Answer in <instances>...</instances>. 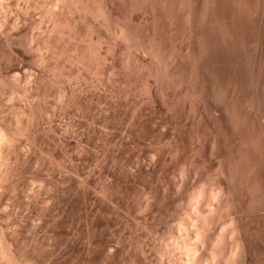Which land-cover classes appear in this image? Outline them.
I'll return each mask as SVG.
<instances>
[{
	"label": "bare ground",
	"instance_id": "6f19581e",
	"mask_svg": "<svg viewBox=\"0 0 264 264\" xmlns=\"http://www.w3.org/2000/svg\"><path fill=\"white\" fill-rule=\"evenodd\" d=\"M225 1L0 0V264H264V90L199 64L211 24L241 35L248 1L229 22ZM127 74L145 98L126 148ZM32 218L44 237L24 234Z\"/></svg>",
	"mask_w": 264,
	"mask_h": 264
},
{
	"label": "rangeland",
	"instance_id": "374dc122",
	"mask_svg": "<svg viewBox=\"0 0 264 264\" xmlns=\"http://www.w3.org/2000/svg\"><path fill=\"white\" fill-rule=\"evenodd\" d=\"M136 1V0H135ZM138 2L136 3L137 5H138V3H139V0H137ZM140 1H142V0H140ZM225 1V0H224ZM228 2H226L225 1V6L223 5V8H224V13H225V11L227 12V14H228V16H226V17H228V22L230 21L229 20V17L231 16V14H233V13H231V11H233V6H232V8H231V6H230V1L229 0H227ZM243 1H246V0H243ZM248 2H246V3H243L242 4V8H244L243 7V5L245 4L246 6H245V10L244 9H242V10H240V11H242V12H240V11H238V12H240V15H239V19L237 18L236 19V21L237 20H239V22H236L237 23V26H238V29H239V32L237 33V35L240 33L241 35H239L238 37H235V38H231L228 34H226L227 36L226 37H224V38H222V37H217V36H219V35H217L218 34V32H217V29H215V28H213V27H215V26H213V24H211V26L210 27H208V25L206 24V26L209 28H207V27H205V25H204V32L203 33H205L206 31L207 32H210V34L209 33H205V38H202V39H204V41H203V44H204V46L202 47V50H200V55H199V57H201V60H199L200 62H199V64L200 65H204L203 66V69H204V74H206L205 76L206 77H211V74H216L217 72V69L216 68H218V66H219V62L220 63H222V64H220V66H221V68H223V72H224V82L226 83L227 81L229 82V81H231V82H229V83H232V82H236V81H238V82H236L237 84V87L239 88V90L241 91V92H243V93H248V92H252V91H254L255 89H257V90H264V0H247ZM142 2H140L139 4H141ZM228 4H229V7H228ZM259 4V5H258ZM129 4L127 3V19H128V16H130V13H129V6H128ZM261 5V6H260ZM259 6V7H258ZM139 7H142L141 5H139ZM226 8V9H225ZM231 10V11H230ZM238 12H237V15H238ZM128 13H129V15H128ZM138 14L137 12H134V16L132 15V17L134 18L135 16H137L136 14ZM234 15H236V14H234ZM162 17V16H161ZM232 17V16H231ZM230 17V18H231ZM236 18V17H235ZM163 19V18H162ZM162 19L160 18V19H157L159 22H161L159 25H160V28H159V25H158V31L157 32H159L158 34H163V35H166L167 37V39H165L164 37L165 36H161L162 38H163V40H165L164 42H168V40H169V42H170V40H171V38L170 39H168V34H166L167 33V31H165V28L164 27H166V26H163L164 24H165V22L164 23H162L163 21H165V20H163L162 21ZM227 20V19H226ZM253 21H254V23H253ZM158 22V23H159ZM228 22H227V24H228ZM262 23V24H261ZM161 24H162V26H163V28H162V26H161ZM216 25V24H215ZM229 25V24H228ZM257 25V26H256ZM143 28V29H142ZM142 28H140V29H142L143 31H144V27H142ZM208 30H207V29ZM227 28V27H226ZM162 31H161V30ZM205 29H206V31H205ZM34 30V29H33ZM181 30V29H180ZM179 30V31H180ZM216 30V31H215ZM230 29H228V30H226V32L228 31V32H230L229 31ZM242 30V31H241ZM149 31V30H148ZM242 32V33H241ZM177 34H179V32H177ZM176 34V35H177ZM207 34V35H206ZM216 35V36H215ZM204 36V35H203ZM214 36V37H213ZM242 36V37H241ZM251 36H252V39H251ZM225 41H223L222 39ZM228 38H230V39H228ZM219 39L221 40L220 42H219ZM249 39V40H248ZM211 40H212V42L215 40V42H213L212 44H210L211 43ZM238 41H240L239 43H237ZM260 41V42H259ZM168 42V43H169ZM209 42V43H208ZM216 43V44H215ZM256 43V44H255ZM219 44H222V45H219ZM237 44V45H236ZM242 44V45H241ZM211 45V46H210ZM246 45V46H245ZM239 48H238V47ZM213 49H212V48ZM223 47H225V48H223ZM263 47V48H262ZM211 48V49H210ZM206 49H207V51H206ZM224 49H225V51H224ZM253 49V50H252ZM259 49H260V52H259ZM211 50V51H210ZM227 50V51H226ZM257 50V51H256ZM262 50V51H261ZM201 51L203 52L202 54H201ZM209 51V52H208ZM243 51V52H242ZM205 52V53H204ZM213 52V53H212ZM224 52V53H223ZM254 52V53H253ZM256 52H258V53H256ZM258 54V55H257ZM203 55V56H202ZM210 55V56H209ZM263 57V58H262ZM211 58V59H210ZM200 59V58H199ZM250 59V60H249ZM239 60V61H238ZM253 60V61H252ZM228 61V62H227ZM236 61V62H235ZM130 62V61H129ZM211 62V63H210ZM263 62V63H262ZM226 63V64H225ZM232 65H231V64ZM207 64H208V66H207ZM213 64V65H212ZM225 64V65H224ZM240 64V65H239ZM244 64V65H243ZM250 64V65H249ZM253 64V65H252ZM212 65V66H211ZM239 65V66H238ZM242 65V66H241ZM246 65V66H245ZM249 65V66H248ZM255 66V67H254ZM259 66V67H258ZM246 67V68H245ZM238 69V70H237ZM209 70V71H208ZM208 71V72H207ZM213 71L215 72V73H213ZM206 72V73H205ZM212 72V73H211ZM240 72V73H239ZM208 73V74H207ZM211 73V74H210ZM229 75H228V74ZM250 73V74H249ZM260 73V74H259ZM129 74V73H128ZM127 74V78H129V80H132V79H134L135 78V74L133 75H131V76H129ZM234 74H236V75H234ZM208 75V76H207ZM243 76H245V77H243ZM260 76V77H259ZM263 76V77H262ZM132 79H131V78ZM261 78V79H260ZM235 80V81H232V80ZM252 79V80H251ZM138 80V81H137ZM133 81V80H132ZM134 83H136L135 85H133L132 83V85L133 86H135L134 88H135V90H132V93H129V94H127V101L125 102V100H123L121 103L119 102V101H121L120 100V98L121 97H119L118 98V96H116V95H114V96H116V97H114V96H111L110 98H112V101H116V103H120V106H118L119 107V109L120 110H122V114L120 113V115H118L117 117V119L114 121L115 122V124H116V126L117 127H115L114 129L112 128L111 129V131H112V135H113V133H114V141H117V143L120 141V140H124V138L126 139V141H127V143H126V148L129 146H132L133 145V142L132 141H135V140H133L134 138V135H130L129 134V132L131 131V130H133L132 128H131V125H130V123H129V120H128V118H127V111L129 110V108H131V106H133V104H135V103H137V102H139V104H142V106L144 105V98L145 97H143L144 96V88L142 87V85H141V81L139 82V78L137 79V78H135V80L133 81ZM227 82V83H228ZM138 83V84H137ZM224 83V84H225ZM140 84V85H139ZM137 85V86H136ZM139 85V86H138ZM228 85V84H227ZM246 85V86H245ZM257 85V86H256ZM249 86V87H248ZM256 86V87H255ZM141 89H140V88ZM260 87V88H259ZM99 88V87H98ZM100 89V88H99ZM99 89H97L98 91H100ZM143 92H142V91ZM134 91V92H133ZM261 92H263V91H261ZM128 93V92H127ZM264 93V92H263ZM132 94V95H131ZM135 94V95H134ZM142 96H141V95ZM130 96V97H129ZM133 96H135V97H133ZM137 97V98H136ZM141 97H143L142 99H141ZM139 101H138V100ZM135 100L137 101V102H135ZM118 101V102H117ZM129 101V102H128ZM141 101H143L142 103H141ZM135 102V103H134ZM98 104V105H97ZM117 105V104H116ZM119 105V104H118ZM96 108V109H95ZM95 108L92 110L93 111V113H100V111L99 110H101V103H97L96 102V106H95ZM122 108V109H121ZM124 108V109H123ZM128 108V109H127ZM125 110V111H124ZM124 120H123V119ZM181 119V117H177V121H179L180 119ZM118 119H119V121H118ZM181 122V121H180ZM188 123V122H187ZM121 124V125H120ZM189 125H190V122L188 123ZM187 124V126L188 127H186V129L187 128H189V125ZM181 125V124H180ZM178 126H179V124H178ZM163 129H164V131L165 130H167L166 132L167 133H169V134H167L166 132V135H170L171 133L170 132H173V130L174 129H171V127L170 126H164V127H162ZM166 128H169L170 130H168V129H166ZM142 129H144V132H145V129H147L146 127H144V128H142ZM162 129V130H163ZM129 131V132H128ZM141 131L143 132V130H139V129H137L136 130V136H138V133L140 134L141 133ZM147 132H145V134L147 133L149 136L150 135H152V136H150V137H147L146 135H144L143 136V134H144V132L142 133V135L140 134V136H138V139L139 140H142L141 141V145L143 144L142 142L144 141V144L142 145V146H144V145H147V146H149L153 141H155L154 140V138L156 137H159V135L157 136V134L156 133H154V134H156V136L154 137L153 135L154 134H150V133H152V132H150V130L148 129V130H146ZM169 131V132H168ZM189 132V131H188ZM125 133H127L126 135H125ZM164 133V134H165ZM116 135V136H115ZM122 135V136H121ZM124 135V136H123ZM131 136V138H130V136ZM127 136V137H126ZM116 137V138H115ZM120 137H122V139L120 138ZM143 137V138H142ZM146 137H147V139H146ZM153 137V140L151 139V141L148 139V138H152ZM141 138V139H140ZM155 138V139H156ZM120 139V140H119ZM130 139H131V141H130ZM145 139V140H144ZM119 140V141H118ZM146 140H148L147 142H146ZM149 141L151 142V143H149ZM129 144V145H128ZM144 158V157H143ZM127 161V160H126ZM124 162V163H122V167L123 168H127V162ZM109 163V166H111L113 163H110V161H108ZM108 164L107 163H104V165H107V167H105L104 165H102V163L100 164V166L98 165V167H99V170L101 169H103L102 171H104V170H106V168H108ZM111 164V165H110ZM124 164V165H123ZM91 165V164H90ZM101 165L102 166H104V167H101ZM92 166V165H91ZM113 166H114V164H113ZM97 167V168H98ZM101 167V168H100ZM132 168V171H133V167L132 166H129V168ZM96 168V169H97ZM105 168V169H104ZM127 169V172L129 173V174H131L132 173V171H131V168L130 169ZM130 170V171H129ZM97 171H98V169H97ZM97 171H93V172H96V173H98ZM61 172H64V173H67V174H70V173H68V171L66 172V171H61ZM134 172V171H133ZM82 173V172H81ZM84 173V172H83ZM95 173V174H96ZM85 174V176L87 177V174L86 173H84ZM84 174H79L78 175V177H77V175H74V176H72V175H70V176H72V178H76V179H79L80 181L82 180H85V176H84ZM175 174V175H174ZM172 173V174H170V176L172 175V178L174 177V179L177 177V174L176 173ZM97 175V174H96ZM94 175L95 177H99L100 175ZM174 175V176H173ZM83 177H85V178H83ZM103 179H101V180H103V181H106V180H109L110 178L109 177H102ZM75 179V180H76ZM78 180V181H79ZM77 181V180H76ZM137 182L138 183H135L134 185H136V184H138L137 186H142V183L141 184H139V181L137 180ZM92 185H94V184H92ZM91 185V187H92V189H93V187L94 186H92ZM143 187H144V185H143ZM142 187V188H143ZM91 192H94V190L93 191H91ZM95 193V192H94ZM93 194V193H92ZM47 201V200H46ZM119 211H121V210H119ZM118 211V212H119ZM22 212V214H26L27 213V210H22L21 211ZM122 212V211H121ZM120 212V213H121ZM132 212V211H131ZM119 213V214H120ZM141 213V211H136L135 213L134 212H132V213H130L131 215L132 214H134V215H132V216H134L135 218H142V216H144L143 214L144 213H142V214H140ZM28 214V213H27ZM26 214V215H27ZM136 214V215H135ZM31 215V214H30ZM129 215V214H128ZM131 215L129 216V219H130V217H131ZM120 216V215H119ZM141 216V217H140ZM128 217V216H127ZM134 217H131V218H134ZM128 219V220H129ZM139 219H136V221L137 220H139ZM131 220V219H130ZM129 220V221H130ZM31 221H33L32 222V226H29V228H27L26 230H25V232H24V234L26 235V236H31V237H34V238H36V237H38L39 238V236L40 237H44L46 234L45 233H47V230H46V228L45 227H40V226H37L38 224H40V220L39 219H34V218H32L31 219ZM132 221V220H131ZM133 221H135V219H133ZM39 222V223H38ZM41 223H43V222H41ZM33 224H35V225H33ZM41 225V224H40ZM117 225V224H116ZM42 226V225H41ZM35 227V228H34ZM40 229H39V228ZM38 228V229H37ZM119 228V227H118ZM32 229V230H31ZM115 229H117V227L115 228ZM38 230V231H37ZM46 230V231H45ZM44 231H45V233H44ZM138 231H141V229L139 228L138 229ZM138 231H136V232H138ZM31 232H33V233H31ZM127 244H128V242H127ZM128 249V248H127Z\"/></svg>",
	"mask_w": 264,
	"mask_h": 264
}]
</instances>
